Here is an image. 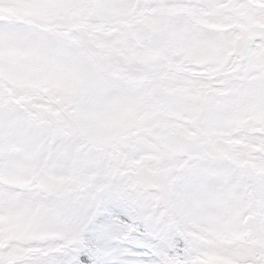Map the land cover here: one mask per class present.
Masks as SVG:
<instances>
[{"label":"snow or ice","instance_id":"6c2138e0","mask_svg":"<svg viewBox=\"0 0 264 264\" xmlns=\"http://www.w3.org/2000/svg\"><path fill=\"white\" fill-rule=\"evenodd\" d=\"M0 264H264V0H0Z\"/></svg>","mask_w":264,"mask_h":264}]
</instances>
